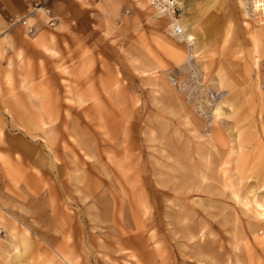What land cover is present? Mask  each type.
Segmentation results:
<instances>
[{
	"label": "rangeland",
	"instance_id": "obj_1",
	"mask_svg": "<svg viewBox=\"0 0 264 264\" xmlns=\"http://www.w3.org/2000/svg\"><path fill=\"white\" fill-rule=\"evenodd\" d=\"M177 1H0V264H264V0Z\"/></svg>",
	"mask_w": 264,
	"mask_h": 264
},
{
	"label": "built area",
	"instance_id": "obj_2",
	"mask_svg": "<svg viewBox=\"0 0 264 264\" xmlns=\"http://www.w3.org/2000/svg\"><path fill=\"white\" fill-rule=\"evenodd\" d=\"M45 2L46 0H31L30 8L27 11V14L19 17L15 22L21 25L28 33H31L33 31L35 23V21L30 22L29 20L37 15H39L40 18L44 20L45 24H47L48 26H53L57 22V17L45 6ZM150 3L154 11L159 12L163 8L161 5L164 4V0H150ZM178 10L179 6L174 5L172 8L174 17L176 11ZM247 13H252L250 3H248L247 5ZM259 16L260 13H258V11H255V14L252 15L251 18H249L248 16V19L251 21V23L252 21L256 22ZM175 33H178V30H175Z\"/></svg>",
	"mask_w": 264,
	"mask_h": 264
},
{
	"label": "bare ground",
	"instance_id": "obj_3",
	"mask_svg": "<svg viewBox=\"0 0 264 264\" xmlns=\"http://www.w3.org/2000/svg\"><path fill=\"white\" fill-rule=\"evenodd\" d=\"M150 2V0H148ZM179 1L177 0H164V4L161 5L163 8L158 12L159 14H165L166 16L173 18V23H171L172 25L171 27V33L174 34L175 37H178L179 39H185L190 43H192V36L188 35V34H184L183 31L181 30L182 27H180V25L178 24V20L173 16V11L172 8L174 5L176 6H181L179 5ZM151 4V3H150ZM157 12V11H156ZM181 23V22H180ZM175 30H178V33H175ZM177 35V36H176ZM262 216H264V209H262ZM15 250L17 249V246L14 245Z\"/></svg>",
	"mask_w": 264,
	"mask_h": 264
},
{
	"label": "crops",
	"instance_id": "obj_4",
	"mask_svg": "<svg viewBox=\"0 0 264 264\" xmlns=\"http://www.w3.org/2000/svg\"><path fill=\"white\" fill-rule=\"evenodd\" d=\"M4 5H8L6 9H9L10 5H15L18 10H24V0H0ZM46 4V2H45ZM52 12V11H51ZM53 13V12H52ZM27 14V13H26ZM25 15V14H24ZM23 16V15H22ZM33 19V18H32ZM42 35H37L35 41L39 44L43 45V39L41 38ZM17 246V245H15ZM18 247V246H17Z\"/></svg>",
	"mask_w": 264,
	"mask_h": 264
}]
</instances>
